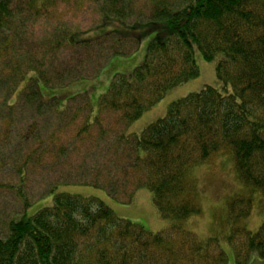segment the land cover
<instances>
[{"label":"trees","instance_id":"obj_1","mask_svg":"<svg viewBox=\"0 0 264 264\" xmlns=\"http://www.w3.org/2000/svg\"><path fill=\"white\" fill-rule=\"evenodd\" d=\"M88 5L98 15L89 28L63 17L64 8L78 12ZM149 38L144 63L113 77L99 99L98 115L86 94L65 106L42 95L43 86L99 77L112 60L133 56ZM197 53L217 61L219 85L173 102L141 135H126L125 128L169 91L200 76ZM2 87L7 95L0 144L10 146L18 133L25 147L32 139L36 146L13 163L18 187L0 184L18 191L22 201V213L0 236V264H229L225 242L236 264L264 259V221L256 231L245 223L257 196L264 198V0H0ZM78 99L84 103L72 106ZM16 106L29 108L19 115ZM48 113L57 120L55 131L37 119ZM83 113L72 143L90 142L101 152L78 156L83 161L78 171L87 158H96L93 180L82 184L129 202L137 191L148 190L160 217L170 223L167 229L150 232L119 218L102 200L57 192V185L43 196L53 193L52 205L28 215L29 172L50 155L54 163L68 164V149L56 144ZM110 114L116 116L114 129L123 132L109 144L114 129L103 122ZM17 122L22 126L15 132ZM43 135L50 148H43ZM220 156L232 163L243 193L227 198L225 211L214 214L215 230L200 238L187 229L202 214L195 171ZM8 160L2 154L0 170L10 166Z\"/></svg>","mask_w":264,"mask_h":264},{"label":"rangeland","instance_id":"obj_2","mask_svg":"<svg viewBox=\"0 0 264 264\" xmlns=\"http://www.w3.org/2000/svg\"><path fill=\"white\" fill-rule=\"evenodd\" d=\"M63 11L64 18H66L69 22L79 24L82 28H89L98 20L97 13L89 5L78 12H74L68 8H64ZM151 39L152 38L147 39L142 44L139 51L133 56L112 60L110 64L102 70L99 77L80 80L67 87L61 88H48L43 86L41 87L42 95L47 99L57 97L61 100V104L65 106L69 99L81 94H86L90 98L94 110V116L98 115L99 99L101 95L106 93L109 89L113 77L116 74H129L135 68L142 65L145 61L147 49ZM92 55L97 58L98 52L94 50ZM195 59L200 70V76L195 80H191L188 83L169 91L161 102L147 111L140 119L125 128L124 132L126 135H141L149 125L157 122L167 115L169 106L173 102L192 93H198L205 86L219 85L216 72L217 61L207 62L201 53H197L195 55ZM99 61L100 59L98 62ZM101 63H103V59L101 60ZM2 88L3 89L0 90V123L3 115L5 114L4 101L7 95V88ZM82 103H84V100L78 99L76 102H71V105L79 106ZM16 108L17 114L20 115L22 109L17 106ZM27 108L29 107H24L22 112L26 111ZM85 115L86 114L83 113L74 126L68 128L64 133L60 134L61 141L63 142H58L56 144L57 149L60 147H66L68 149V153L72 157V159L68 161V164L62 165L58 164V162L56 164L53 162V160L55 161L54 156L52 157V155H50L51 158L49 159L50 156L46 157V163H44L40 169H34L29 172L24 186L25 194L28 197L29 202L32 204V207L28 210V215L33 216L44 206L52 205L53 193H50L45 197L43 196L52 186L57 185V192H67L84 197H96L102 200L119 218L144 226V228L150 232L157 233L167 229L170 223L160 217L153 204L152 194L148 190L143 189L137 191L132 201L129 202L124 196H120L119 200H117L111 197L103 189H98L93 185L82 184L85 180L90 182L93 180L91 176L94 174V170L96 169V158L91 156L90 158H87V166H85V169L78 171V166L83 163L82 159H78V156L81 157L85 154L88 155V152H101L99 148H95V145L90 144V142L88 143V147L72 143L73 137L76 133V128L83 124V118ZM49 116L51 117L50 113H48L47 117L40 116L37 119L41 122L40 125L49 132L50 130L55 131L57 120L54 116H52V119ZM17 119H19V117H17ZM50 121L51 125H47ZM115 122L116 116L110 114L109 117H105L103 126L106 129H114ZM21 126L22 123L17 122L15 132H18V129H20ZM46 126L50 127V129ZM121 129V127L115 128L106 141H108L109 144L114 142L116 136L123 132ZM97 132V128L93 130V140L97 135ZM55 135H57V132ZM60 135L58 136L60 137ZM43 140H45L43 148H50L51 142L47 139V135H43ZM69 141H71V143H69ZM9 143H11L10 146H7L6 143L4 145L0 144V159L2 154H4L9 156V164L11 162L8 168L5 167L0 170V184L18 187L19 178L14 172L13 168L16 165L13 163H17V160H19L26 153V151L35 148L36 142L32 139L27 147H25L19 134L15 133L13 137L10 138ZM223 162L224 166L222 165ZM195 176L199 180L198 187L202 193V214L191 219L187 224V229H191L190 231L194 232L200 238H206L205 236L210 234V232L216 228V225H214V214L221 210L225 211L223 207L226 205L227 198L229 199L235 193L242 194L243 187L237 180L232 163L228 162V158H223L221 156L218 157L209 168L204 167L197 169L195 171ZM58 184L60 185L58 186ZM20 213H22V201L20 200L19 192L11 189H0L1 237L6 236L7 226L10 219L20 216ZM222 216V221H225L224 215ZM263 221L264 198L258 195L255 202V209L245 223L250 230L256 231ZM223 249L226 251L227 255H229V264H236L235 258H230L231 254L234 256L233 250L226 242L223 244ZM259 258H257L258 260L254 259L252 264H264V259L261 257Z\"/></svg>","mask_w":264,"mask_h":264}]
</instances>
